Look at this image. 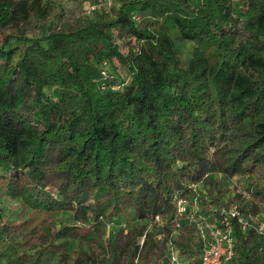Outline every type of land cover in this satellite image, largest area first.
Returning a JSON list of instances; mask_svg holds the SVG:
<instances>
[{
    "label": "trees",
    "instance_id": "1",
    "mask_svg": "<svg viewBox=\"0 0 264 264\" xmlns=\"http://www.w3.org/2000/svg\"><path fill=\"white\" fill-rule=\"evenodd\" d=\"M110 2L86 13L0 0V178L28 207L95 230L133 208L134 224L73 264H166L154 218L172 227L177 191L200 183L204 209L264 215V0ZM178 39L192 44L186 59ZM235 175L249 180L237 191L222 180ZM186 225L178 243L199 264ZM76 226L54 240L46 227L30 247L43 237L66 262ZM18 234L0 223V241ZM235 234L236 264H264V233ZM39 260L21 248L9 262Z\"/></svg>",
    "mask_w": 264,
    "mask_h": 264
},
{
    "label": "rangeland",
    "instance_id": "2",
    "mask_svg": "<svg viewBox=\"0 0 264 264\" xmlns=\"http://www.w3.org/2000/svg\"><path fill=\"white\" fill-rule=\"evenodd\" d=\"M93 0H54V7L56 11L60 9L68 10L70 8H79L81 7L83 11L86 13H91L90 11L93 8H100L105 6L106 8L112 5L110 0H101V2H97L92 4ZM174 35L178 36V32L174 31ZM178 44L183 49V59H186L191 53V42L182 41L180 39L177 40ZM122 73L125 74V71L122 70ZM47 92L49 95L55 96L56 88L48 87ZM224 185L227 183L230 187H236L233 191L239 190V188H243L246 186L245 181H249L245 177L235 175L231 179L224 178ZM0 178V223L7 224L10 227H13V230L19 232L20 238H16L13 241L10 240L9 236L6 235L3 240L0 241V264H11L9 262L10 257L17 256L19 249H25L27 253H31L34 256H39L40 260L38 264H73L74 258L79 255V252L82 250H87L88 252H92L97 249L96 246L100 245L103 249V245L106 244L108 238L112 237L115 234V230L120 226H128L134 224V212L132 207L123 208L118 218L111 219L107 223H104L98 230L92 228L90 224H83L79 222H75L71 219L68 212H52L46 211L43 209H33L28 207L24 202L20 199L12 196L8 193L6 189L5 182H3ZM248 183V182H247ZM77 225V233L80 235L90 234L91 237L88 239L83 236L76 235V241L69 240L67 247L71 251L72 258L66 262H63L62 255L57 252L51 253L50 255H45V247L44 242H42L41 237L40 243L34 247H30L32 242L35 240L34 238L41 233H44V229L48 227L52 233L50 238L54 240L57 237L58 230L61 234L62 227L65 224ZM18 239H26L28 242H25L23 246L18 244ZM52 240L48 243L49 249H60L63 251L62 246H54L51 244ZM99 243V244H98ZM14 247V248H13ZM47 247V246H46ZM48 248V247H47ZM23 251V250H20ZM59 251V252H60ZM48 253V252H45ZM44 254V256H43ZM50 254V253H49Z\"/></svg>",
    "mask_w": 264,
    "mask_h": 264
},
{
    "label": "built area",
    "instance_id": "3",
    "mask_svg": "<svg viewBox=\"0 0 264 264\" xmlns=\"http://www.w3.org/2000/svg\"><path fill=\"white\" fill-rule=\"evenodd\" d=\"M103 75H108L107 71H103ZM174 199L175 223L170 229L165 228L160 215L154 218L162 226L158 236L165 247L161 261L166 264H189L194 258L184 254L178 243L180 234L185 230V223L189 224L186 226H193L197 238L195 248L200 249L199 264H236L237 228L243 232L254 230L264 233V215L259 218L246 215L236 202L211 204L208 210L204 209L202 201L210 199L200 183L192 184L190 193L177 191ZM144 237L145 234L139 240L140 245ZM136 264H142L139 257L136 258Z\"/></svg>",
    "mask_w": 264,
    "mask_h": 264
}]
</instances>
